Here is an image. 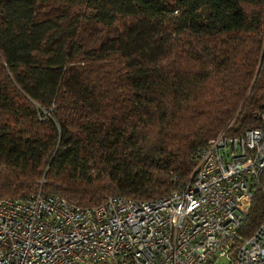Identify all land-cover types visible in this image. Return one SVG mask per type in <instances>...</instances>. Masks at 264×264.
<instances>
[{"label": "trees", "instance_id": "16d2710c", "mask_svg": "<svg viewBox=\"0 0 264 264\" xmlns=\"http://www.w3.org/2000/svg\"><path fill=\"white\" fill-rule=\"evenodd\" d=\"M262 114L264 0H0V198L167 196Z\"/></svg>", "mask_w": 264, "mask_h": 264}, {"label": "built area", "instance_id": "2783aa9c", "mask_svg": "<svg viewBox=\"0 0 264 264\" xmlns=\"http://www.w3.org/2000/svg\"><path fill=\"white\" fill-rule=\"evenodd\" d=\"M227 127L167 196L114 195L95 207L40 192L0 198V264H264V216L241 230L264 169V127Z\"/></svg>", "mask_w": 264, "mask_h": 264}]
</instances>
